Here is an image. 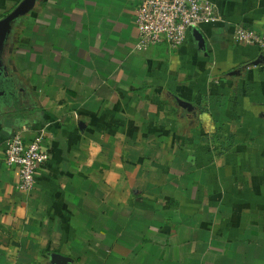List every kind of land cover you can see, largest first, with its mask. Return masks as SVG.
<instances>
[{"label":"crops","instance_id":"obj_1","mask_svg":"<svg viewBox=\"0 0 264 264\" xmlns=\"http://www.w3.org/2000/svg\"><path fill=\"white\" fill-rule=\"evenodd\" d=\"M209 1L219 21L177 49H136V0H35L12 24L0 264H264V56L235 39L264 0ZM16 133H44L29 192L5 164Z\"/></svg>","mask_w":264,"mask_h":264},{"label":"built area","instance_id":"obj_2","mask_svg":"<svg viewBox=\"0 0 264 264\" xmlns=\"http://www.w3.org/2000/svg\"><path fill=\"white\" fill-rule=\"evenodd\" d=\"M135 21L139 30L138 51L166 42L172 49L183 45L188 32L203 23L219 21L214 5L209 0H136ZM235 39L240 43L258 47L264 56V28L261 31L239 26ZM44 133L27 141L16 133L5 147V164L19 171L17 188L31 191L36 184V174L48 161L42 148Z\"/></svg>","mask_w":264,"mask_h":264},{"label":"water","instance_id":"obj_3","mask_svg":"<svg viewBox=\"0 0 264 264\" xmlns=\"http://www.w3.org/2000/svg\"><path fill=\"white\" fill-rule=\"evenodd\" d=\"M35 4V0H23L20 5L8 16H6L4 19L0 20V58L1 54L3 52L4 46L6 44V41L8 39V35L11 32L12 24L16 22L18 19L26 15ZM1 63V59H0ZM1 69V65H0ZM61 257L57 254L52 255V259L55 260H61Z\"/></svg>","mask_w":264,"mask_h":264}]
</instances>
